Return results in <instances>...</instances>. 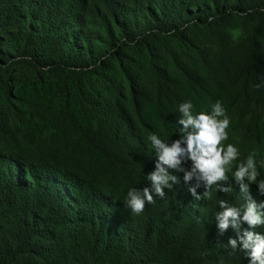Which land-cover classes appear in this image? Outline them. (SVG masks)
Masks as SVG:
<instances>
[{"label": "trees", "instance_id": "16d2710c", "mask_svg": "<svg viewBox=\"0 0 264 264\" xmlns=\"http://www.w3.org/2000/svg\"><path fill=\"white\" fill-rule=\"evenodd\" d=\"M231 19L250 24L241 46ZM237 62L264 102V0H0V264H247L214 220L238 189L124 204L148 184L147 136H173L178 104L202 111Z\"/></svg>", "mask_w": 264, "mask_h": 264}, {"label": "clouds", "instance_id": "9594fccd", "mask_svg": "<svg viewBox=\"0 0 264 264\" xmlns=\"http://www.w3.org/2000/svg\"><path fill=\"white\" fill-rule=\"evenodd\" d=\"M177 111L174 139H162L156 133L147 136L155 154L152 170L145 174L148 184L129 187L124 195L125 206L139 215L154 196L163 198L165 189L181 182L196 200L201 196L210 198L212 192L238 189L241 206L217 200L215 227L221 235L229 227L238 232L235 238H228L226 247L236 251L239 246L247 264H264V231H257L264 227V156L249 151L241 158L234 144L223 143L228 139L230 120L219 101L205 112L194 111L192 102L185 100L178 104ZM200 188L203 191L198 194Z\"/></svg>", "mask_w": 264, "mask_h": 264}, {"label": "rangeland", "instance_id": "374dc122", "mask_svg": "<svg viewBox=\"0 0 264 264\" xmlns=\"http://www.w3.org/2000/svg\"><path fill=\"white\" fill-rule=\"evenodd\" d=\"M233 20L234 19H231V26L229 28V32L231 33L230 45L237 43V45L241 46V41L238 40H241V38L246 35L247 30L250 28V24H242V22ZM224 48H226V51H232L225 53V55L236 52L240 58L243 54L241 47H236L233 50L232 46ZM241 71V63L237 62V67L234 66V68L230 70V76L223 81L221 88L218 91L214 89L210 92L211 95L206 102H204L202 111H209L211 105L219 101L225 108L226 115L230 120L229 128L226 130L228 132V139L223 143L234 144L241 152V158L249 151H256L264 156V102L256 103L251 94L249 96L250 98L246 99L241 93L240 85H236L234 81V76L240 74ZM30 86L31 82L28 79H25L21 84L20 89L24 87L23 89H25L26 92L25 100H27V96L31 94ZM37 86L39 89H42L41 85ZM248 92L251 93V89H249ZM55 101V95L53 94H49L45 97V103H48V107H55L57 105H55ZM45 111H47V109ZM42 129V132L45 133V131H47V126ZM35 138L37 139L38 136H35L34 139Z\"/></svg>", "mask_w": 264, "mask_h": 264}]
</instances>
